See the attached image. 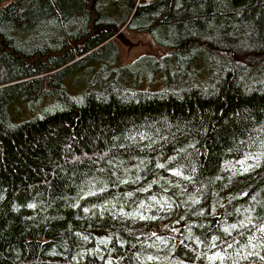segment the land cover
<instances>
[{
	"label": "trees",
	"instance_id": "trees-1",
	"mask_svg": "<svg viewBox=\"0 0 264 264\" xmlns=\"http://www.w3.org/2000/svg\"><path fill=\"white\" fill-rule=\"evenodd\" d=\"M123 30L167 54L118 67ZM263 232L264 0H0V264H264Z\"/></svg>",
	"mask_w": 264,
	"mask_h": 264
},
{
	"label": "rangeland",
	"instance_id": "rangeland-1",
	"mask_svg": "<svg viewBox=\"0 0 264 264\" xmlns=\"http://www.w3.org/2000/svg\"><path fill=\"white\" fill-rule=\"evenodd\" d=\"M117 40V44L120 47V56H119V61H118V67L119 66H127L130 64H135L136 62H140V64L136 67V71H140L141 69H147L146 67H143L146 65L145 59H147L148 55L155 57L157 59H161L165 54H167V50L163 49L162 47L158 46L155 44L152 39L147 36V35H135L127 32L126 30H123L121 32V35L119 36ZM138 53V54H137ZM141 53V54H140ZM143 67V68H142ZM100 71V67L96 66L95 67V72L92 76L90 75H84V73H77L73 77H71L67 82H66V87L68 88L69 92L74 95L73 90L70 89V86L68 85V82L71 81L74 78H77L82 85H86L87 83L91 82L93 83V79L95 74ZM149 74V73H148ZM80 75V76H79ZM144 83L140 85V88H146L147 86L150 88H154L152 90H159L156 88L157 83L159 81L158 78L153 79L150 81V78H142L141 79ZM74 85L78 87L79 82H75ZM54 101L52 99H44L43 101L39 103H34V102H19L17 103V106L21 105L25 108L24 112L25 114L30 117L33 113V117H36L38 115L39 111H43L44 109H47L53 105ZM16 105V104H15ZM10 113L13 117V106L10 108ZM15 122L17 121L13 117ZM258 238L264 242V232L261 233Z\"/></svg>",
	"mask_w": 264,
	"mask_h": 264
},
{
	"label": "bare ground",
	"instance_id": "bare-ground-1",
	"mask_svg": "<svg viewBox=\"0 0 264 264\" xmlns=\"http://www.w3.org/2000/svg\"><path fill=\"white\" fill-rule=\"evenodd\" d=\"M138 54V53H137ZM141 54V53H140Z\"/></svg>",
	"mask_w": 264,
	"mask_h": 264
}]
</instances>
